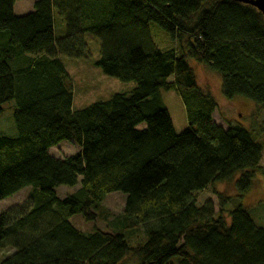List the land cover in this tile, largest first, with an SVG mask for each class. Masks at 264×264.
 Masks as SVG:
<instances>
[{
	"label": "trees",
	"instance_id": "trees-1",
	"mask_svg": "<svg viewBox=\"0 0 264 264\" xmlns=\"http://www.w3.org/2000/svg\"><path fill=\"white\" fill-rule=\"evenodd\" d=\"M15 4L0 0V115L15 101L18 131L0 136V202L32 187L33 205L0 214V251L16 250L0 264H264V228L247 208L222 194L218 212L197 203L216 183L238 180L246 194L263 170L264 142L216 123L218 105L189 62L221 75L227 100L264 108V15L233 0H39L22 16ZM152 24L171 47H156ZM88 34L101 40L102 72L136 87L76 111L62 59H88ZM162 91L182 99L183 133ZM64 141L81 152L53 157ZM113 193L126 195L116 223L124 231L72 224L106 220ZM140 230L144 241L133 245Z\"/></svg>",
	"mask_w": 264,
	"mask_h": 264
},
{
	"label": "rangeland",
	"instance_id": "rangeland-1",
	"mask_svg": "<svg viewBox=\"0 0 264 264\" xmlns=\"http://www.w3.org/2000/svg\"><path fill=\"white\" fill-rule=\"evenodd\" d=\"M151 39L157 48L166 50L171 47L173 40L159 26L152 24L150 26ZM88 44L90 57L88 59H71L63 58L62 62L66 68L73 87V108L81 110L93 105L94 103L105 101L114 94L130 93L135 87V82H122L116 78L106 76L96 65L101 58L102 43L101 40L93 35H87L85 39ZM190 65L194 68L200 87L210 93L218 108L214 114L217 124L224 129L230 126H241L251 131L255 138H260L264 142V108L258 106L253 101L238 97L233 100H227L222 93V76L206 66L189 60ZM163 102L171 116L177 133H183L188 127V119L185 105L180 96L174 92L162 91ZM17 108L15 101L4 106V113L0 115V136L17 137L18 131L14 121V111ZM50 154L57 159H64L76 155L81 149L75 143L64 141L49 150ZM259 171L253 181L252 188L243 194L234 180L232 182L216 183L210 186L206 191L197 196V203L203 205L211 201L215 212L221 208L220 194L226 200L224 203L230 207L237 204L243 205L249 210L257 227L264 228V150ZM81 183L75 188L62 186L57 189L61 199L74 193L80 188ZM32 187H26L16 195L0 202V214L13 208H29L32 206L31 194ZM126 195L122 193H113L106 197L103 202V208L108 212L106 220L98 219L94 223H88L81 216H75L70 219L73 225L83 233H92L95 229L109 232L124 231L118 228L116 224L126 209ZM222 198V197H221ZM143 231L133 233L130 238L133 245L144 241ZM16 253V250L8 247L0 251V258H8Z\"/></svg>",
	"mask_w": 264,
	"mask_h": 264
},
{
	"label": "crops",
	"instance_id": "crops-1",
	"mask_svg": "<svg viewBox=\"0 0 264 264\" xmlns=\"http://www.w3.org/2000/svg\"><path fill=\"white\" fill-rule=\"evenodd\" d=\"M37 1H39V0H16V4L14 7L15 14L18 16H22V15H25V14L31 12L34 8L35 2H37ZM63 29H64V27H62V26L59 29V33H61V35H63V33H64Z\"/></svg>",
	"mask_w": 264,
	"mask_h": 264
},
{
	"label": "water",
	"instance_id": "water-1",
	"mask_svg": "<svg viewBox=\"0 0 264 264\" xmlns=\"http://www.w3.org/2000/svg\"><path fill=\"white\" fill-rule=\"evenodd\" d=\"M235 2L250 4L264 15V0H233Z\"/></svg>",
	"mask_w": 264,
	"mask_h": 264
}]
</instances>
